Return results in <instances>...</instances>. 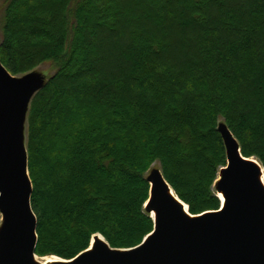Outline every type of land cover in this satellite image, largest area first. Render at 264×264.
I'll return each instance as SVG.
<instances>
[{
    "label": "trees",
    "instance_id": "obj_1",
    "mask_svg": "<svg viewBox=\"0 0 264 264\" xmlns=\"http://www.w3.org/2000/svg\"><path fill=\"white\" fill-rule=\"evenodd\" d=\"M0 2L8 73L56 65L26 117L37 257L140 245L154 162L190 215L217 211L219 121L264 170V0Z\"/></svg>",
    "mask_w": 264,
    "mask_h": 264
},
{
    "label": "water",
    "instance_id": "obj_2",
    "mask_svg": "<svg viewBox=\"0 0 264 264\" xmlns=\"http://www.w3.org/2000/svg\"><path fill=\"white\" fill-rule=\"evenodd\" d=\"M45 82L14 77L0 62V264H37L24 131L30 102ZM217 130L226 155L214 184L221 211L190 215L154 168L147 175L144 205L153 233L140 246L118 250L96 243L73 261L54 264H264V170L255 159L242 156L224 123Z\"/></svg>",
    "mask_w": 264,
    "mask_h": 264
},
{
    "label": "rangeland",
    "instance_id": "obj_3",
    "mask_svg": "<svg viewBox=\"0 0 264 264\" xmlns=\"http://www.w3.org/2000/svg\"><path fill=\"white\" fill-rule=\"evenodd\" d=\"M3 7H4L3 3L0 2V27H1L2 17H3ZM19 33H20V30H19ZM0 39H1V31H0ZM55 71H56V65L54 63H52V62H45V63L37 66L35 69H33L32 71H30L29 73H27V74H25L23 76H30V77L40 78L41 81L44 82L49 77L53 76V74L55 73ZM23 76H17V77H23ZM219 123H222V121H219ZM24 139H25V146H26V126H25V131H24ZM152 165L155 168L156 167H160L159 164H158V162H154ZM179 169H181V167H179ZM127 181H130L131 182L130 178H129V180L127 179ZM212 190L215 193L214 184L212 186ZM38 258H40V259H44V258H56V256L47 255V256H41V257H38Z\"/></svg>",
    "mask_w": 264,
    "mask_h": 264
},
{
    "label": "bare ground",
    "instance_id": "obj_4",
    "mask_svg": "<svg viewBox=\"0 0 264 264\" xmlns=\"http://www.w3.org/2000/svg\"><path fill=\"white\" fill-rule=\"evenodd\" d=\"M226 164V163H225ZM225 167V166H224ZM223 167V168H224ZM155 167L152 165L151 168H150V171L153 170ZM156 169L160 170V167H156ZM260 182L262 184V186L264 187V179H263V172H261L260 174ZM149 187V185H148ZM148 192H149V189H148ZM221 196V195H220ZM148 199V198H147ZM185 211H186V208L184 207ZM153 220H155V214L152 213L151 214ZM1 223V222H0ZM96 243H101V244H104V245H107L106 241L103 239V237L99 234H94L91 236L90 238V246L88 247V249L84 252H88V251H91L92 248L94 247V245ZM130 249H133V248H130ZM130 249H120V250H130ZM83 253V252H82ZM60 258L56 257V258H44V259H40V258H35L34 261L37 263V264H54L56 262V260H58Z\"/></svg>",
    "mask_w": 264,
    "mask_h": 264
}]
</instances>
